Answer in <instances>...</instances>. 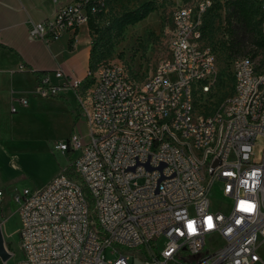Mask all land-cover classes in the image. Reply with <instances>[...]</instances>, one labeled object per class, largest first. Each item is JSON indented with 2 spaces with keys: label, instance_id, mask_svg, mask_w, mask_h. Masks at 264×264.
I'll list each match as a JSON object with an SVG mask.
<instances>
[{
  "label": "built area",
  "instance_id": "2783aa9c",
  "mask_svg": "<svg viewBox=\"0 0 264 264\" xmlns=\"http://www.w3.org/2000/svg\"><path fill=\"white\" fill-rule=\"evenodd\" d=\"M211 1L172 9L168 56L143 78L121 62L86 72L88 101L76 98L87 140L72 132L56 141L77 155L12 195L20 252L12 264H264V46L231 56L230 92L217 99L216 55L203 42ZM252 2L264 41V0ZM98 11L92 0H70L28 35L48 42ZM80 83L68 76L61 87ZM57 89L44 77L32 95ZM214 184L220 207L210 205Z\"/></svg>",
  "mask_w": 264,
  "mask_h": 264
},
{
  "label": "crops",
  "instance_id": "0c3cea01",
  "mask_svg": "<svg viewBox=\"0 0 264 264\" xmlns=\"http://www.w3.org/2000/svg\"><path fill=\"white\" fill-rule=\"evenodd\" d=\"M69 1L0 0V197L6 193L4 188L23 180L26 174L33 175L28 169L32 162L59 155L60 162L51 176L65 168L78 152H61L54 148L56 141L67 139L72 132L82 142L87 140L76 94L88 101L91 84L86 72L94 34L87 24H81L48 42L28 35L32 22L50 18ZM57 68L63 77L53 74ZM68 76L81 80L76 92L61 87ZM44 77L48 85L58 89L47 97L32 95ZM18 97H26V103H17ZM44 183L39 179L36 184L40 187ZM7 192L13 202L12 189Z\"/></svg>",
  "mask_w": 264,
  "mask_h": 264
},
{
  "label": "rangeland",
  "instance_id": "374dc122",
  "mask_svg": "<svg viewBox=\"0 0 264 264\" xmlns=\"http://www.w3.org/2000/svg\"><path fill=\"white\" fill-rule=\"evenodd\" d=\"M98 3L99 11L92 22V30L95 39V57L97 64L105 62H121L129 72H135L143 78L149 74L155 64L168 56L170 40V13L179 4L195 3L198 0H92ZM145 1L154 5V10L144 19L133 25H127L120 34H116L113 28V20L126 10L133 9ZM222 13L213 11L206 15L207 28L203 35V42L207 46H213L217 53L216 66L218 70V82L215 87L217 99L226 97L230 92V79L226 71V61L231 54L225 47V37L220 30V18ZM251 41L243 46L240 52H245L252 46ZM128 72V74H129ZM262 140L258 139L253 150L258 157ZM59 155L49 156L43 161L32 162L28 167L31 175L26 174L23 180L14 183L13 186L4 188L0 197V229L6 249L11 253L6 261L12 264L19 257L18 247V221L16 206L11 202L7 190L13 193L19 192L21 188H38L39 179L46 182L52 178L53 170L60 162ZM36 176V178L34 177ZM51 177V178H50ZM140 182V180H138ZM31 184L35 185L31 187ZM6 187V186H5ZM3 189V188H2ZM210 205L220 207L224 200L219 193V187L214 184L209 193ZM217 240L210 244L215 245ZM258 251L264 255V243ZM202 252L194 254L188 259L194 261Z\"/></svg>",
  "mask_w": 264,
  "mask_h": 264
},
{
  "label": "trees",
  "instance_id": "16d2710c",
  "mask_svg": "<svg viewBox=\"0 0 264 264\" xmlns=\"http://www.w3.org/2000/svg\"><path fill=\"white\" fill-rule=\"evenodd\" d=\"M154 9L155 8L152 2L145 1L133 9L122 12L113 20L114 32L116 34L122 33L127 25H133L138 21L141 22V20ZM216 10L222 13L219 27L222 33L226 34V40L224 43L228 54H231L226 61L227 69L228 61L231 56L241 53L240 50L247 43V41H251L253 43L252 45H258L260 47L264 46V41L260 36L257 10L252 0H212L210 7L207 9L203 17V35L207 28L206 15ZM96 15L97 13L89 16L86 23L92 34H94L92 30V22L94 21V17ZM211 48L213 49V46H211ZM214 53L217 58L216 51H214ZM95 54V39L93 36L92 47L90 50V69H94L97 65H99L96 62L97 59ZM129 76L138 78L135 72H129ZM0 264L2 263L0 262Z\"/></svg>",
  "mask_w": 264,
  "mask_h": 264
},
{
  "label": "water",
  "instance_id": "95a60500",
  "mask_svg": "<svg viewBox=\"0 0 264 264\" xmlns=\"http://www.w3.org/2000/svg\"><path fill=\"white\" fill-rule=\"evenodd\" d=\"M11 253L6 249L5 245H4V241H3V237H2V232L0 229V262L4 263L8 260V258L10 257Z\"/></svg>",
  "mask_w": 264,
  "mask_h": 264
}]
</instances>
